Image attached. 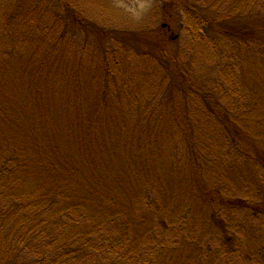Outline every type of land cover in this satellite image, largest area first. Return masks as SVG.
I'll list each match as a JSON object with an SVG mask.
<instances>
[{
	"label": "rangeland",
	"instance_id": "1",
	"mask_svg": "<svg viewBox=\"0 0 264 264\" xmlns=\"http://www.w3.org/2000/svg\"><path fill=\"white\" fill-rule=\"evenodd\" d=\"M181 1L0 0L20 9L0 12V88L37 128L54 108L62 126L77 116L109 142L113 131L135 137L130 158L153 181L134 205L153 218L149 240L180 264H264V0H188L207 7L208 31L188 27ZM75 15L132 40L104 39ZM222 20L247 38L222 33ZM39 66L47 112L23 93L25 69Z\"/></svg>",
	"mask_w": 264,
	"mask_h": 264
},
{
	"label": "trees",
	"instance_id": "2",
	"mask_svg": "<svg viewBox=\"0 0 264 264\" xmlns=\"http://www.w3.org/2000/svg\"><path fill=\"white\" fill-rule=\"evenodd\" d=\"M180 3L188 27L201 24L205 31L213 28L206 6L198 10L188 0ZM1 11L7 16L11 7L4 4ZM19 12V8L11 12L12 19ZM74 17L78 24L96 29L104 39L116 38L123 43L132 40L128 35L115 36L108 29L101 31L80 15ZM219 25L222 33L247 38L243 29L226 21ZM1 54L2 66L9 54ZM40 68L34 72L25 69L32 84L23 93L35 96L36 109L47 112L52 104L47 102L46 106L43 100ZM9 71L14 72V68ZM175 72L181 83H189L178 67ZM53 74L56 80L58 75ZM4 91L0 88V96L5 98L0 97V242H4L5 264H180L173 251L162 243L158 247L152 237L149 240V235H155L153 218L138 214L134 205L135 196L139 200L146 195L153 181L151 175L141 178L143 167L130 158L135 137L113 131L109 142V132L89 130L91 121H79L77 116L74 122L68 120L71 124L62 126L54 108L47 113L54 121L44 120L39 130L28 119L23 99L7 97ZM121 148L122 159L114 161ZM154 176L153 185L159 193L165 183ZM147 206L156 214L154 207ZM199 245L196 242L192 250H198Z\"/></svg>",
	"mask_w": 264,
	"mask_h": 264
}]
</instances>
